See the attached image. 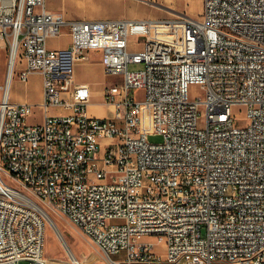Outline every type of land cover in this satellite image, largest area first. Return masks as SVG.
Listing matches in <instances>:
<instances>
[{"label": "built area", "instance_id": "2783aa9c", "mask_svg": "<svg viewBox=\"0 0 264 264\" xmlns=\"http://www.w3.org/2000/svg\"><path fill=\"white\" fill-rule=\"evenodd\" d=\"M170 23L70 21L46 0H0V264H48L41 204L105 264H264V0H203L176 41L152 37ZM64 29L70 46L51 49ZM93 52L122 79L103 92L102 117L74 78ZM35 75L42 104L12 103L13 79ZM35 106L43 120L29 123Z\"/></svg>", "mask_w": 264, "mask_h": 264}, {"label": "rangeland", "instance_id": "374dc122", "mask_svg": "<svg viewBox=\"0 0 264 264\" xmlns=\"http://www.w3.org/2000/svg\"><path fill=\"white\" fill-rule=\"evenodd\" d=\"M58 9L60 14H64L67 18L70 19H91V18H108V19H131L138 17H153L151 19L158 22H171L170 24L164 26H152V37L154 39H160L165 42L170 40L176 41L181 34V27L178 22L184 16H189L190 11L186 10L185 12L175 10L168 6L161 5L165 8H168L171 11L162 9L155 6V4L160 5L155 1L148 0H78L83 2L79 4L76 0H50ZM199 14L202 10V0H199ZM65 32L68 29H64ZM64 38L61 41L52 42L53 46L64 45ZM98 57H90L88 62H82L83 67L80 68L79 78L92 80L96 85V89L104 92L107 88H110L113 85H118L122 82L120 76L107 75L105 72L97 69ZM7 64H8V51L0 49V86L3 87L6 81L7 75ZM89 64V65H88ZM141 65H132L130 69L140 70ZM32 78V77H31ZM17 80L13 79L10 91H19L24 93L20 87L13 85V82ZM38 79L33 78L29 84L28 96L29 99L38 102L39 101V87ZM200 89L193 88L191 90V98L201 94ZM138 99L144 101L143 92H137ZM101 99H98V104L100 105ZM63 113L59 109H52L51 114H61ZM43 112L39 106L34 108V117L29 119V123H40L43 120ZM236 125L240 127L246 126V121L241 119L236 121ZM147 131H149L148 124H145ZM149 141L151 143H161L162 138L159 136H150ZM4 180L10 184L12 187L17 189L23 194L29 195V192L21 186L18 182L9 180L8 177H4ZM41 207L44 209L46 214L54 219V222L66 243L73 249L74 253L81 255L87 258L85 264H105L104 256L98 250L94 243H92L84 234H82L75 226H73L66 217L63 215L50 210L46 205L41 204ZM58 233L49 226H47L46 232V244L44 250V258L48 264H72V260L69 258L67 251L64 249ZM144 241L155 242L154 238H146ZM155 252L157 255H162L164 253L162 246L158 245L155 247ZM114 260H119L120 256H113ZM19 264H30L27 261H22Z\"/></svg>", "mask_w": 264, "mask_h": 264}, {"label": "crops", "instance_id": "0c3cea01", "mask_svg": "<svg viewBox=\"0 0 264 264\" xmlns=\"http://www.w3.org/2000/svg\"><path fill=\"white\" fill-rule=\"evenodd\" d=\"M138 1L142 3V1H140V0H138ZM148 1H155V2H158L160 5L168 6L170 8H174L175 10L182 11V12H185L186 10H188V11H190V13H188V15L191 18H197V15L199 14V7H198L199 0H148ZM77 2L79 4L83 5V2L76 0L75 3H77ZM202 2H203V0H202ZM46 7H47V10L49 12L60 14L59 13V9L50 0H46ZM65 18L67 20H70V21H73V20H85V21L108 20V18H91V19L77 18V19H70V18H67L66 16H65ZM151 18H153V17H147V18L146 17H138V18L136 17V18H131L129 20H153ZM156 20H154V21H156ZM63 38L65 40V44L64 45H58V46H53L52 45V42L61 41ZM70 43H71V39H70L69 31H67V32L64 31L63 36L61 38L49 41V47L51 49L61 50V49L68 48L70 46ZM90 57H92V58L93 57H98L99 58L98 63H97L98 65L96 67H97V69H99V70L104 72V69H103V66H102V63H101L102 55L100 53H98V52H93V53H91ZM82 65H83V63H78L76 65V67H75V77L74 78H75V82L77 84H87L90 87V89H91L92 97H91L90 106H89L90 115L99 116V117L110 115L111 114V109L103 103V100H102L103 92H101V91L96 89L97 83H95L92 80H86V79H80L79 78L80 68L83 67ZM33 78L38 79L37 83H38V87L40 89L39 90L40 98H39L38 102H34V101L30 100L29 96L27 94L28 93V89H29V84H30V82L32 81ZM13 85H15L16 87L17 86L20 87L22 90H24V93H21L19 91H14V90L9 91V98H10L12 103H15V104H30V105H40V104H42V102H43V84H42V77L40 75L33 76L28 81V83H26V84L21 83L19 80H15V82H13ZM99 98L101 99L100 105H97Z\"/></svg>", "mask_w": 264, "mask_h": 264}, {"label": "bare ground", "instance_id": "6f19581e", "mask_svg": "<svg viewBox=\"0 0 264 264\" xmlns=\"http://www.w3.org/2000/svg\"><path fill=\"white\" fill-rule=\"evenodd\" d=\"M47 222L49 224V226L52 228V230L56 231L58 233V237H60V241L64 247V249L67 251V254L69 256V258L72 260V264H74V262L76 261L78 264H85V262H87V258L81 256V255H78L77 253H74L73 252V249L66 243V241L64 240L63 236H61L55 222H54V219L52 220L51 217H49L47 214Z\"/></svg>", "mask_w": 264, "mask_h": 264}, {"label": "water", "instance_id": "95a60500", "mask_svg": "<svg viewBox=\"0 0 264 264\" xmlns=\"http://www.w3.org/2000/svg\"><path fill=\"white\" fill-rule=\"evenodd\" d=\"M155 6L160 7V8H162V9H165V10H168V11H171V10H169L168 8H165V7H163V6H161V5H158V4H155Z\"/></svg>", "mask_w": 264, "mask_h": 264}]
</instances>
